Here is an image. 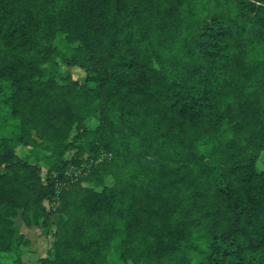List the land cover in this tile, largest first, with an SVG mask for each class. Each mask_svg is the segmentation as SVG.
<instances>
[{
	"label": "trees",
	"instance_id": "obj_1",
	"mask_svg": "<svg viewBox=\"0 0 264 264\" xmlns=\"http://www.w3.org/2000/svg\"><path fill=\"white\" fill-rule=\"evenodd\" d=\"M0 81L1 253L20 219L33 264H264V0H0Z\"/></svg>",
	"mask_w": 264,
	"mask_h": 264
},
{
	"label": "rangeland",
	"instance_id": "obj_2",
	"mask_svg": "<svg viewBox=\"0 0 264 264\" xmlns=\"http://www.w3.org/2000/svg\"><path fill=\"white\" fill-rule=\"evenodd\" d=\"M60 70L64 73H68L71 77L79 82L84 79V72L77 67H67L60 64ZM3 83L0 81V89L3 92H8L9 89L3 88ZM3 93L0 92V138H9L11 136L17 135L19 132V123L17 121L10 120L8 116L5 115L6 106L3 102ZM29 153V148L25 146H18L16 148V154L20 158L27 156ZM73 152H67L64 157L68 160L72 159ZM83 158V159H82ZM77 163L79 166L76 167L79 173L72 175L69 173L66 175V170L60 177H57L53 184V189L55 191V198L49 204V210L52 213L58 211L60 203V195L67 191L75 182L79 179L81 180L86 176V174L91 169L92 163H90L86 155H84ZM103 154L93 165L99 164L103 159H105ZM75 167V166H74ZM82 183V186H85ZM60 191L57 198L56 192ZM16 224L20 226V234L23 236L24 240L18 245V248L12 253H1L0 252V264H33L36 260L40 258H45L51 248V243L49 237H46L44 231L41 227H25L20 219H16Z\"/></svg>",
	"mask_w": 264,
	"mask_h": 264
},
{
	"label": "built area",
	"instance_id": "obj_3",
	"mask_svg": "<svg viewBox=\"0 0 264 264\" xmlns=\"http://www.w3.org/2000/svg\"><path fill=\"white\" fill-rule=\"evenodd\" d=\"M105 157H109V156H106L105 155ZM90 163H92V160L90 161ZM69 173H71L72 175H76L77 173H79V170L76 168V167H74V166H69V168L66 170V175H68ZM59 194H60V191H57L56 192V196H57V198H58V196H59Z\"/></svg>",
	"mask_w": 264,
	"mask_h": 264
}]
</instances>
